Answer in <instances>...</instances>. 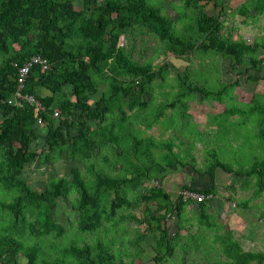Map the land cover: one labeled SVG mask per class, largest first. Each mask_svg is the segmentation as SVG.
Here are the masks:
<instances>
[{
  "label": "trees",
  "instance_id": "obj_1",
  "mask_svg": "<svg viewBox=\"0 0 264 264\" xmlns=\"http://www.w3.org/2000/svg\"><path fill=\"white\" fill-rule=\"evenodd\" d=\"M246 1L255 17L264 14V0ZM210 3L220 7L219 14H208ZM171 5L175 18L166 12L165 0H0V263L170 264L176 252L183 255L184 264L264 262V252L245 250L234 229L219 231L216 216L206 210L208 198L186 201L164 185L169 172L190 166L209 176V187L185 184L181 189L215 196L216 171L220 169L242 178L240 187L252 188L253 197H261L264 156H253L248 163L236 166L221 158L214 147L205 155L204 167L196 168L192 149L183 156L173 150L172 142L139 137L137 115L152 128L168 107L170 98L154 104L153 96L154 83L158 77L166 80L168 65L140 62L133 56L137 34L147 33L165 55L172 53L188 62L198 54L220 55L230 60L231 71L238 76L258 72L249 74V79L259 82L264 73V36L253 42L225 37L222 18L229 10L225 0H181ZM124 34L128 48L119 45ZM38 54L47 58L51 67L42 70L33 66L22 93L35 96L40 104L23 100L20 106L15 96L14 63H24ZM188 69L177 74L181 86L186 84L184 78L191 79ZM106 81L110 89L93 101ZM238 85L236 80L209 90L198 80L190 82L183 92L178 89L171 105L186 107L187 101L178 103L181 96L189 97L195 91L202 99L213 97L223 102ZM45 90L49 93L44 94ZM249 107L245 113L229 105L223 115L240 114L237 127L255 117L256 137L264 148V91L254 93ZM40 140L43 146L35 150ZM254 145L258 147L250 143V147ZM156 147H162L163 156L154 155ZM243 149L245 154V146ZM115 154L117 161L112 158ZM60 160L73 163L70 176L49 178L41 191L22 176L29 163L38 162L46 168ZM115 168L124 172H114ZM153 179L158 184L147 186ZM230 190H236V185ZM66 200L72 202L68 204L76 214V221L70 218L69 224L60 220L64 210L59 203ZM194 203L200 208L197 218L201 228L183 235L186 208ZM249 203L250 199H244L239 207L249 209ZM134 205L145 218L134 212ZM260 215L264 217V211ZM175 218L180 223L170 236L161 222ZM136 221L146 223L145 227L127 238L124 230ZM69 228L85 235L82 243H64ZM146 236L154 241L147 258L141 245ZM211 253H216L214 258Z\"/></svg>",
  "mask_w": 264,
  "mask_h": 264
},
{
  "label": "rangeland",
  "instance_id": "obj_2",
  "mask_svg": "<svg viewBox=\"0 0 264 264\" xmlns=\"http://www.w3.org/2000/svg\"><path fill=\"white\" fill-rule=\"evenodd\" d=\"M181 0H165L166 4V12L172 16L173 18L176 17V12L172 8V3H178ZM229 6L231 11L228 12V18H222V22L224 24L223 33L227 38H234V39H240L243 38L247 40L248 37H250V41L253 42V40L257 39V31L252 26V22H255L254 17L251 16L249 13L251 11V5L248 1L243 0H228ZM220 9L215 7L213 3L209 4L207 6V12L210 15L219 14ZM264 20V19H263ZM246 21H250L249 23H245ZM264 22H261L258 24V28L260 29V32L263 30ZM180 27V26H179ZM256 27V26H255ZM259 32V33H260ZM258 36V37H263ZM137 40L135 43V49L133 56L136 60L140 62H147L152 61L153 64H160L164 63L168 65V74L166 76V80L162 81L161 78L158 77V79L154 83V104L155 101L159 102L164 99V97H171L172 94L176 95L178 93V89L181 90V92L184 91V85H189L190 82L199 81L200 85H204L205 88L209 90H218L220 89L224 84H232L236 80H239L240 85L236 86L234 90L231 93V98L226 97V100L223 101L224 103L219 102L218 100L214 99L213 97H209L207 99H202L203 101H200V93L195 91L192 95H189V97L184 98L181 96L179 104H181L183 101L190 102L189 104V110L188 113L190 116L186 120L190 122V126H184L182 125L181 121L185 120V116L180 117V110L179 106L177 108H174L175 110H166L165 115L168 117V120L166 123L168 125H172L171 131H168V126L163 125H156L157 122L154 124L156 125L153 128L145 127L144 123L136 124V130L139 137L142 138H154L157 142H164L173 140L178 135L181 136L184 134L185 138L184 140L190 141V140H203L206 142L204 145V142L202 143L197 142V147L193 150L194 156L198 158V166H201V163L199 161H202L211 149L214 147L219 150V154L221 158L227 159L228 162L238 165L239 162H249V159H251L253 156H264V148L261 146L260 140L257 135V125H256V119L255 117H251L250 119H246L242 117V120H247V123L245 125H240L237 127L236 122L238 120H241L240 115H233L229 117L228 115H222L219 114L223 110H225V106L233 105L238 106L239 108H242L244 112L250 111V103L253 97L254 92L264 91V73L261 74L259 82H254L253 80L249 79V74L255 75L258 74V72H255L254 70H251L248 75H241L238 76L236 72L231 71L230 66V60L227 58L222 57H208L209 63H211L210 67L207 65L209 64L207 62L206 57H201V55H196L191 57V61H185L179 58H176L173 54L165 55L161 49V46L159 43H156L158 45H155V41H153V38L149 36V34L144 33L141 35L137 34ZM125 39V38H123ZM255 42V41H254ZM125 41H121V45H124ZM264 50V49H263ZM262 50V54H264V51ZM215 60H217L215 62ZM213 61V63H212ZM187 67H189L188 70H190L191 79L184 78V81L186 84H183V86L180 85L177 81V74L180 70H184ZM209 67V69H208ZM219 70V72H218ZM110 89L109 81L105 82L104 85H102L99 89V92L93 97V101H95L97 98H99L102 95V92L105 90ZM171 90V94H165L163 95V92ZM185 91H188V88L185 89ZM163 95V96H162ZM178 96V95H177ZM151 94H146V98H150ZM176 98H170L169 101H172V99ZM214 100V101H212ZM203 110V112H201ZM208 112H213V114H216V116H210L208 117ZM210 114V115H213ZM171 115H173L171 117ZM138 119H140V114L137 115ZM256 120V121H255ZM180 122V127L177 129L175 126L177 123ZM200 122H203L200 124ZM160 124V123H159ZM200 124V125H199ZM256 125V127H255ZM141 129V130H140ZM176 129V130H175ZM183 129V131H180ZM198 137V139L196 138ZM247 139H252L247 141ZM254 142L258 145V147H250V143ZM44 141L40 140L37 144L35 150H39L43 146ZM176 143L178 144L179 142ZM245 146V154L243 146ZM253 144V143H252ZM183 151L186 149L185 146L182 147ZM175 152H178L183 155V151H181L180 145L178 147L175 145L174 149ZM154 155L157 153V157H160L162 151V147H156V149H153ZM240 159V160H239ZM129 162V161H128ZM73 163L70 161H58L54 165L49 167H44L40 163H29L22 172V176L24 179L28 180L31 184L35 185V187L38 189V191L43 190L45 187V184L47 180L53 176L57 175H68L70 171V166ZM103 169H106L107 166L101 165ZM56 168V169H55ZM130 170H132L131 165L128 167ZM55 171V172H54ZM54 172V173H53ZM70 176V174H69ZM156 180L151 181V184L147 186H153ZM216 182L218 186V194L215 196L212 200L213 202V210L216 214V219L218 220L219 225H225L227 227H231L234 229V234L237 238H239L240 242L242 243V246L245 248V250H252L256 252H264V217L260 215L261 211H264V196L261 197H253L254 190L252 188H239L240 183H242V178L236 177L233 174L225 173L221 170H217L216 173ZM239 184V186H237ZM231 185H236V190H229L228 187ZM143 189V186L142 188ZM75 196L73 195L72 198ZM230 198V199H229ZM244 199H250V208L244 209L239 207V203L242 202ZM61 201L60 209L64 210V212L60 215V220H62L63 223L70 222V218L76 221V214L73 213L71 210L70 204L72 202L68 201ZM70 203V204H68ZM210 203V202H209ZM134 212L138 213L139 216L145 218V213L142 212V210L139 208L138 205L133 206ZM65 210H69L68 212H65ZM261 210V211H259ZM152 213H156L155 210L151 209ZM63 214L64 217H61ZM145 222V221H144ZM134 224H129V232L133 231L134 228L137 226L145 227L144 224L146 223H140L136 222ZM161 225L165 226L166 222L165 220H162ZM72 226V225H71ZM69 225L67 226V228ZM125 232L123 234H126L127 229L124 230ZM133 233H131L132 235ZM90 235V234H87ZM83 237L85 235L77 232L76 229H70L68 230L67 239L64 240L65 242H71L76 241L79 243H82ZM120 237V236H119ZM119 237L117 239H119ZM128 237V232L126 235ZM116 239V240H117ZM110 242V240H109ZM118 245V243L116 242ZM150 244H152V239L148 237V240L143 242V245L146 247H149ZM206 245V242H205ZM204 245V246H205ZM121 247V246H119ZM124 248V246H122ZM113 249V247H111ZM126 250L129 252L131 249L129 247H125ZM124 251V249H123ZM151 251V248L149 249V252ZM140 251H135L133 253L138 254ZM204 254L206 255V251H204ZM216 255V253H211L210 257H213ZM128 257V256H126ZM183 255L179 252H176L175 255L170 259V264H184L183 262ZM22 262H25V258H21ZM127 262L129 261L128 258H126ZM207 260V259H206ZM216 260V259H215ZM214 260V261H215ZM153 262H150L148 264H151ZM2 264V263H0ZM41 264H43L41 262ZM253 264H258V262H254ZM264 264V262L262 263Z\"/></svg>",
  "mask_w": 264,
  "mask_h": 264
},
{
  "label": "crops",
  "instance_id": "obj_3",
  "mask_svg": "<svg viewBox=\"0 0 264 264\" xmlns=\"http://www.w3.org/2000/svg\"><path fill=\"white\" fill-rule=\"evenodd\" d=\"M231 1V0H230ZM244 1V0H243ZM246 1V0H245ZM225 2H226V4L228 5V7H229V10H228V12H230L231 11V9H230V6H229V3H231V2H229L228 0H225ZM211 4V3H210ZM214 4V3H213ZM217 8H219L220 9V7H217ZM250 14H251V16H253L254 17V19L253 20H255V22H252V26H253V28L255 29V30H258L257 31V38H258V36H262V35H264V26H263V30L260 32V29L257 27L258 26V24L259 23H261V22H264V14L263 15H260V16H258V17H255L256 15H255V11L254 10H251L250 12H249ZM209 14V13H208ZM210 15V14H209ZM216 15V14H215ZM229 16L227 15V16H225L224 18L225 19H227ZM245 22V21H244ZM250 21H246L245 23H249ZM256 26V27H255ZM260 32V33H259ZM226 37V36H225ZM123 38H125V39H123ZM234 39V38H233ZM121 41H125V43H124V45L126 46V48H128V41H127V39H126V34H124V35H122L121 37H120V41H119V45L121 46ZM263 50V49H262ZM264 51V50H263ZM172 54V53H171ZM198 55H201V57H206L207 58V62L209 63V60H208V57H215V58H217V57H222V56H220V55H216V54H211V53H205V54H198ZM222 58H224V57H222ZM180 59V58H179ZM228 59V58H227ZM217 60H215V62H216ZM50 63V62H49ZM212 63H213V61H212ZM51 64V63H50ZM209 67H210V65H211V63H209V64H207ZM209 67H208V69H209ZM42 69V68H41ZM43 70V69H42ZM218 72H219V70H218ZM259 92H263V91H259ZM259 92H257V93H259ZM47 93H49L48 92V90H45L44 91V94H47ZM200 93V92H199ZM254 93H256V92H254ZM165 94H171V90L169 89L168 91H165V92H163V95H165ZM162 95V96H163ZM254 95V94H253ZM176 95H174V94H172L171 95V97H164V99L163 100H161V101H159V102H156L155 101V104H157V103H160V102H164L165 101V98H173V97H175ZM35 97V96H34ZM36 98V97H35ZM200 101H203L204 102V100H202V95H201V93H200ZM38 100V99H37ZM173 100V99H172ZM39 101V100H38ZM220 102V101H219ZM221 103H224V102H221ZM182 104V103H181ZM189 104H191L190 102H186V107H178L179 108V110H180V117L181 116H185V120L184 121H181L182 122V125H184V126H190V122L188 121V120H186L187 118H188V116H190V114L188 113V110H189ZM183 105V104H182ZM177 107H175V108H177ZM237 109H239L240 111H242V112H244L243 110H241L242 108H239L237 105L235 106ZM225 108H226V106H225ZM166 110H175L173 107H172V105H171V101L169 102V104H168V107L164 110V115L158 120V122H157V124L156 125H163L164 127L165 126H167L168 124L166 123V121L168 120V117H166V115H165V111ZM201 112H203V110H201ZM223 112H224V110L222 111V112H220L219 114H221L222 113V115H223ZM245 113H247V112H245ZM166 114H167V111H166ZM210 114H213V112H208V117H210V116H216V114H218V112H216V114H213V115H210ZM238 115V114H237ZM240 115V114H239ZM173 115H171V117H172ZM240 118H241V115H240ZM135 123L136 124H143L144 122L143 121H141V119H136V121H135ZM160 123V124H159ZM203 122H200V124H202ZM141 124H140V126H141ZM199 124V125H200ZM204 124V123H203ZM41 125H44V123L42 122L41 123ZM144 125H145V123H144ZM156 125H154L153 127H155ZM180 122L179 123H177L175 126H173V127H177V129H179V127H180ZM136 126V125H135ZM137 127V126H136ZM145 127H146V125H145ZM152 127V128H153ZM168 128V130H167V132L168 131H171V130H173L172 129V125H168L167 127H166V129ZM43 130H44V133H46V127H45V125H44V128H43ZM141 130V129H140ZM176 130V129H175ZM180 131H183V129H181ZM183 137H185L184 136V134L183 135H181V136H176L175 137V140H174V138H172L173 140H169V141H166V142H163V143H173L174 144V146L176 145L177 147H178V145H180V148H181V151H183V149H182V147L183 146H185L186 147V149L183 151V156H185V153L184 152H190V149H192V151H191V154H193L194 153V149L197 147V142H200V143H202V141L201 140H197V142L195 141V140H190V141H186V140H184L185 138H183ZM197 139H198V137H196ZM176 140H177V142H179L178 144L176 143ZM162 142V141H161ZM204 142V145L206 144V142L205 141H203ZM160 143V142H159ZM163 143H161V144H159V146H162L163 145ZM201 145H203V143L201 144ZM242 146H243V144H242ZM163 151V150H162ZM93 152L95 153V155H96V153L98 152V150L96 149V148H94V150H93ZM157 154V153H156ZM161 155L163 156L164 154H163V152L161 153ZM194 155V154H193ZM204 157H205V155H204ZM112 158H114L116 161L118 160V158H117V156H116V154L114 155V156H112ZM197 158V157H196ZM203 161V160H202ZM202 161H199L200 163H201V166H198V158H197V163H196V168H203L204 167V165H203V163H202ZM123 171L124 172V169H118V168H115L114 169V172H121V171ZM218 170H220V169H218ZM222 171V170H221ZM224 172V171H223ZM216 173H217V171H216ZM226 173V172H225ZM230 174V173H229ZM129 176H131V175H129ZM153 180H155V179H153ZM242 181H243V179H242ZM149 184V183H148ZM150 184H151V182H150ZM185 184H188V185H193V186H195V187H197L198 189L199 188H206V186L207 187H209L208 185L210 184V179H209V176L208 175H206V174H204V173H196L193 169H192V167H190V166H188V167H186L185 169H183V170H179V171H171V172H169L168 173V175H167V177L165 178V180H164V185H165V189L168 191V192H170L172 195H175L176 194V192L182 187V186H184ZM216 184H217V182H216ZM242 183H240V185H241ZM230 186V185H229ZM232 186V185H231ZM235 186V185H234ZM237 186H239V184L237 185ZM237 188V187H236ZM239 188H242V187H239ZM228 189L230 190V187H228ZM243 189V188H242ZM217 190H218V186H217ZM217 194H218V192H217ZM217 194L215 195V196H217ZM177 196V195H176ZM215 196H213L212 194H210L209 195V198H208V202H207V212L208 213H212V214H214L215 216H216V214H215V211L212 209L213 208V202H212V200L211 199H213ZM174 197V196H173ZM211 197H213V198H211ZM211 198V199H210ZM230 199V198H229ZM210 202V203H209ZM248 209V208H247ZM260 211V210H259ZM186 212H187V216H186V222H183V224H184V228H185V230H183L182 231V234L183 235H185V234H188V232H194V231H197V229L199 230V228H201V224H200V222L201 221H199L198 220V213L200 212V208L198 209V207H197V203L195 204H189L188 206H187V208H186ZM218 221V220H217ZM136 222H138V221H136ZM136 222H132L131 224H134V225H136L135 223ZM165 222H166V225L165 226H163L162 225V227L163 228H166L167 229V231L169 232V235L171 236V235H174L175 234V231H176V228H177V224H179L180 222L175 218V219H166L165 220ZM140 223H142V222H140ZM143 224V223H142ZM128 227H129V225H128ZM127 227V232H128V237H130V236H133L135 233H136V230L138 229V228H140L141 226H137L136 228H134V230L133 231H131V232H129L130 230H129V228ZM220 228H221V230H219V231H223V230H225V229H229V228H231V227H227V226H225V225H222V224H220ZM215 231H216V229H214ZM200 232L202 233V232H204V233H202V234H206L207 236H208V233H207V231L206 230H201L200 229ZM131 233H133L132 235H131ZM148 237L149 236H146L145 238H144V240L141 242V245H142V247H144L145 248V250L147 251L145 254H144V256H145V258H147L150 254H151V252L152 251H148L150 248H151V245L152 244H150V246L149 247H145L144 245H143V242H145L146 243V241L148 240ZM151 238V237H150ZM152 239V238H151ZM154 241H153V239H152V243H153ZM151 250H152V248H151Z\"/></svg>",
  "mask_w": 264,
  "mask_h": 264
},
{
  "label": "built area",
  "instance_id": "obj_4",
  "mask_svg": "<svg viewBox=\"0 0 264 264\" xmlns=\"http://www.w3.org/2000/svg\"><path fill=\"white\" fill-rule=\"evenodd\" d=\"M247 40L250 41V37H248ZM35 65L41 66L43 70H47L51 67L49 60L41 55H34L24 63H19V62L14 63V66L17 70L16 79H17V89H18L15 96L17 98V104H19L20 106L24 104L23 100H27L36 105L40 104L33 96L22 93L23 89L25 88V83L29 76V73L31 72L32 67ZM55 115H57V113ZM153 184L156 185L158 183L156 182V184L155 183ZM177 196L178 197L181 196L186 201L192 199L196 202H201L209 198V196H205L202 193L188 189H180L177 193Z\"/></svg>",
  "mask_w": 264,
  "mask_h": 264
},
{
  "label": "clouds",
  "instance_id": "obj_5",
  "mask_svg": "<svg viewBox=\"0 0 264 264\" xmlns=\"http://www.w3.org/2000/svg\"><path fill=\"white\" fill-rule=\"evenodd\" d=\"M38 55H40V54H38ZM180 189H181V188H180ZM180 189H179V190H180ZM179 190H178V191H179ZM178 191L176 192V195H177Z\"/></svg>",
  "mask_w": 264,
  "mask_h": 264
}]
</instances>
